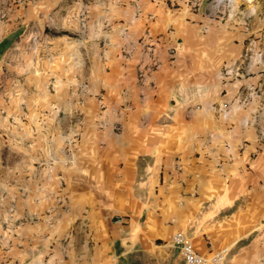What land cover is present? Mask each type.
<instances>
[{
  "label": "crops",
  "instance_id": "obj_1",
  "mask_svg": "<svg viewBox=\"0 0 264 264\" xmlns=\"http://www.w3.org/2000/svg\"><path fill=\"white\" fill-rule=\"evenodd\" d=\"M17 34L11 31L0 42V59ZM163 46L161 69L143 84L136 59L118 55L108 62L115 72L88 81L82 95L88 109L80 106L79 113L78 96L67 95L70 109L60 103L52 112L29 113V119H38L29 121V132L34 125L39 133L29 142L48 147L50 137L56 142L68 132L64 144L73 133L81 138L75 149L69 147L72 164H66V154L61 169L23 175L30 177L28 193L16 208L24 221L18 226L0 222V264H128L133 258L135 264H157L147 259L158 257L171 264V256L184 264L173 243L178 233L186 234L203 256L227 250L225 264H252L264 256V187L253 178L264 175L263 159H253L252 146L234 152L225 144H208L200 125L154 122L175 121L180 112L175 69ZM39 156L47 163L48 154ZM252 164L261 169L253 175L247 172ZM225 182L231 188H224ZM61 195H66V209L59 206Z\"/></svg>",
  "mask_w": 264,
  "mask_h": 264
},
{
  "label": "rangeland",
  "instance_id": "obj_2",
  "mask_svg": "<svg viewBox=\"0 0 264 264\" xmlns=\"http://www.w3.org/2000/svg\"><path fill=\"white\" fill-rule=\"evenodd\" d=\"M14 30L18 39L0 59V222L5 226L24 221L16 208L28 193L30 177L23 175L61 169L76 145L68 146V139L64 144L62 137L70 132L56 142L50 137L48 147L29 142L39 134L34 125L29 132L28 123L35 119L29 113L52 112L60 103L70 109L67 95L78 96L79 113L80 106L88 109L82 97L88 81L115 72L108 63L115 57L136 59L143 84L155 71L149 68L150 46L161 59L167 44L180 102L175 121L173 114L154 122L200 125L208 144H225L234 152L252 146L253 159H263L264 170V0H0V42ZM195 114L202 117L197 121ZM44 153L47 163L39 156ZM248 167L252 175L260 169ZM261 176L253 178L264 187ZM65 187L61 181L60 189ZM223 187L231 188L230 182ZM65 197L59 203L64 209ZM171 257V264L179 261ZM255 259L252 264H264V256ZM147 260L163 262L160 257ZM128 264H135L134 258Z\"/></svg>",
  "mask_w": 264,
  "mask_h": 264
},
{
  "label": "built area",
  "instance_id": "obj_3",
  "mask_svg": "<svg viewBox=\"0 0 264 264\" xmlns=\"http://www.w3.org/2000/svg\"><path fill=\"white\" fill-rule=\"evenodd\" d=\"M151 48H147L149 53H152V70L158 71L162 67V62L160 61L159 56H157L154 51L153 46ZM157 51V48H155ZM106 126L104 124L100 125L101 129H104ZM115 131H120V126H114ZM80 132H76L72 134V138L68 139V146L73 147L74 144L78 141L80 137ZM73 159V158H72ZM72 159L70 162H72ZM62 199L59 200V203ZM173 243L176 247H178L183 255L184 264H225L227 258V250H219L214 251L209 256H203L197 252L194 248L192 240L184 233H178L173 237Z\"/></svg>",
  "mask_w": 264,
  "mask_h": 264
},
{
  "label": "water",
  "instance_id": "obj_4",
  "mask_svg": "<svg viewBox=\"0 0 264 264\" xmlns=\"http://www.w3.org/2000/svg\"><path fill=\"white\" fill-rule=\"evenodd\" d=\"M175 101V100H174ZM172 105H174V102H172Z\"/></svg>",
  "mask_w": 264,
  "mask_h": 264
},
{
  "label": "trees",
  "instance_id": "obj_5",
  "mask_svg": "<svg viewBox=\"0 0 264 264\" xmlns=\"http://www.w3.org/2000/svg\"><path fill=\"white\" fill-rule=\"evenodd\" d=\"M1 44H4V42H3V43H1Z\"/></svg>",
  "mask_w": 264,
  "mask_h": 264
}]
</instances>
